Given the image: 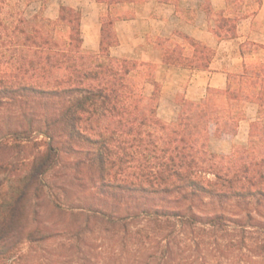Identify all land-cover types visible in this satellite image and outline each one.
Wrapping results in <instances>:
<instances>
[{
    "label": "trees",
    "instance_id": "16d2710c",
    "mask_svg": "<svg viewBox=\"0 0 264 264\" xmlns=\"http://www.w3.org/2000/svg\"><path fill=\"white\" fill-rule=\"evenodd\" d=\"M33 1L0 0V145L47 140L32 158L0 160V264H36L30 253L51 240L70 252L60 264H264V60L165 123L146 66L110 55V21L87 53L78 10L49 19L26 12ZM217 27L234 35L235 18L219 13ZM185 38L194 56L165 62L207 67L215 50ZM249 102L247 144L212 152L210 136L236 133ZM44 201L74 221L52 231L37 218ZM96 234L114 247L107 258L84 249Z\"/></svg>",
    "mask_w": 264,
    "mask_h": 264
},
{
    "label": "crops",
    "instance_id": "0c3cea01",
    "mask_svg": "<svg viewBox=\"0 0 264 264\" xmlns=\"http://www.w3.org/2000/svg\"><path fill=\"white\" fill-rule=\"evenodd\" d=\"M34 11L46 18L59 17L62 6L80 13L82 48L98 54L103 27L110 21L113 44L110 55L140 61L150 77L160 84L157 117L175 122L181 101L198 102L210 89H225L228 75L246 61L243 50L249 42L264 51V0L252 11H241L242 0H40ZM241 11V12H240ZM235 18V34L226 35L217 27V14ZM185 36L215 50L207 67H186L165 62V52L193 57L195 48ZM260 53H257V55ZM201 55V54H200ZM153 84L147 83L150 94ZM250 123V122H249ZM229 135H224L219 140Z\"/></svg>",
    "mask_w": 264,
    "mask_h": 264
},
{
    "label": "rangeland",
    "instance_id": "374dc122",
    "mask_svg": "<svg viewBox=\"0 0 264 264\" xmlns=\"http://www.w3.org/2000/svg\"><path fill=\"white\" fill-rule=\"evenodd\" d=\"M38 1L34 0L29 6L23 5L24 9L28 14L34 13L37 5L39 4ZM44 1V0H42ZM259 0H242V7L241 11H252L257 7ZM240 11V12H241ZM246 54V61L248 63H259L264 60V51L260 50L258 46H255L253 43L249 42L243 48ZM257 53H260L257 55ZM242 70V66L238 67V70ZM235 71V72H236ZM243 113L244 119H242L239 123L238 130L236 133H230L226 140L218 138L222 136H215L212 135L209 138L208 147L209 149L217 154H229L233 147L241 146L247 144L248 140V133H249V122L257 116L258 106L256 103H245L243 105ZM7 140V139H6ZM8 146L0 145V160H10L19 162L24 159L32 158L33 156L39 154L40 152L46 149V138L40 134H34L31 139L29 140H22L20 141L19 145H15L12 140L7 141ZM58 171H65V167L59 166ZM62 174V172H61ZM5 175H0V178H3ZM60 181V180H59ZM56 193H59V189L56 188ZM33 209L34 205L31 207L30 210V221L34 222L33 216ZM40 213L38 214V219L47 223L52 231H56L58 229H62L63 227L69 225L70 222L74 221L73 217L69 215L61 213L59 210L55 209L52 206V203L49 201L42 202V206L38 208ZM68 223V224H67ZM72 224V223H71ZM75 226V225H73ZM93 237L99 238V235H93L92 238L89 239L88 245L84 247L86 250H90L92 253L101 254L102 257L107 258V255L113 250V246L109 245L110 241L107 239H95ZM105 243L103 246L100 247L101 244ZM73 245H76L73 242ZM92 245V247H91ZM68 250L67 246L61 245L59 240H51L46 245L41 248H36L30 254L34 260V263L40 264L43 261H46L50 264H60L54 262L55 259L58 258L59 254L64 255L69 254L70 252H66ZM102 259V258H101ZM68 264V263H65ZM109 264H112L109 262Z\"/></svg>",
    "mask_w": 264,
    "mask_h": 264
}]
</instances>
